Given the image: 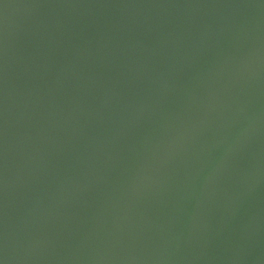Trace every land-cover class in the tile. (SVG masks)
Instances as JSON below:
<instances>
[{
  "label": "water",
  "instance_id": "95a60500",
  "mask_svg": "<svg viewBox=\"0 0 264 264\" xmlns=\"http://www.w3.org/2000/svg\"><path fill=\"white\" fill-rule=\"evenodd\" d=\"M4 264H264V0H0Z\"/></svg>",
  "mask_w": 264,
  "mask_h": 264
},
{
  "label": "snow or ice",
  "instance_id": "6c2138e0",
  "mask_svg": "<svg viewBox=\"0 0 264 264\" xmlns=\"http://www.w3.org/2000/svg\"><path fill=\"white\" fill-rule=\"evenodd\" d=\"M0 264H4V261L2 258H0Z\"/></svg>",
  "mask_w": 264,
  "mask_h": 264
}]
</instances>
